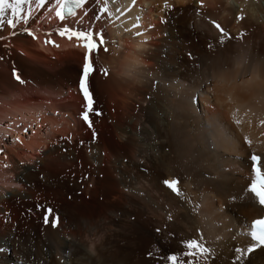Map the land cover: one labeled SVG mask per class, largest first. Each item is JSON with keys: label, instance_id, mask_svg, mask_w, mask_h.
Returning a JSON list of instances; mask_svg holds the SVG:
<instances>
[{"label": "bare ground", "instance_id": "obj_1", "mask_svg": "<svg viewBox=\"0 0 264 264\" xmlns=\"http://www.w3.org/2000/svg\"><path fill=\"white\" fill-rule=\"evenodd\" d=\"M22 2L0 0V16L18 23ZM97 3L79 26L95 41L62 28L85 9L62 23L60 0L53 29H34L49 7L27 25L42 47L0 28V264H264L250 236L264 206L248 190L249 155L264 158V0ZM89 55L103 113L91 130Z\"/></svg>", "mask_w": 264, "mask_h": 264}, {"label": "snow or ice", "instance_id": "obj_2", "mask_svg": "<svg viewBox=\"0 0 264 264\" xmlns=\"http://www.w3.org/2000/svg\"><path fill=\"white\" fill-rule=\"evenodd\" d=\"M63 4H64V12H63V16L61 17H57L62 23L66 20V16H65V12L71 16V17H77L78 16V12L77 10L80 9H85L84 11V15L83 16H79L78 19H76V26L73 27L71 25H64L62 28H67L70 29L72 31H76V32H84L85 33V39L87 37V33L89 30H91V32L93 33V40H96V32L93 28H81L79 27L81 24H83L86 21V18L89 15V12L86 10L87 6L93 2V0H83V3H81V0H62ZM95 2L97 3V0H95ZM100 2H102V0H100ZM57 3V0H44V3L42 5H40L39 7H36V5L38 4V0H23L21 7L25 8L26 6L28 7V10L30 12V14H27L25 11H22L20 13V19L19 22L17 23L16 19H13L12 24H8L2 16H0V28H2V26L6 23L7 26H9L11 29H13L11 35L15 36L17 34H24V35H32L31 30L27 27L28 23L34 18L32 15V12H39L41 10H43L46 7H49L51 5H54ZM99 5V3H97ZM32 5H35V7L33 8ZM4 10L0 9V13H2ZM27 14V20L25 21L23 19V17ZM93 19H96V17H93ZM23 23L25 25L24 28L19 30V33H17L16 29L17 26ZM60 29L58 28L56 30V34L59 35L62 38H67L68 36L65 33L64 35H61L60 33ZM46 35H51V33H47ZM73 39H77V37H72L71 40ZM70 40V41H71ZM46 43H50L53 44V46H55V42L51 41L50 39H46L45 41ZM99 42L97 41V47H98ZM85 65L86 67H82L81 72H80V78L78 80V88L80 90V94L83 97L84 100V105H83V111L80 114V118L86 123L87 127L91 130L94 128V124H93V120H92V116H96L99 117L101 116L103 113L101 111H99L98 109L95 108V104L96 101L94 99V95L92 93V91L90 90V78L93 75L95 69H94V62L92 61L91 55H89V57L85 60ZM106 75L109 73H105ZM20 76L19 74V70L18 69H13V78L18 82L21 83L22 82V77L18 78ZM26 81H23V83H25ZM90 104V108L88 107V105ZM86 113V116H85ZM98 139V134L94 131L93 132V141L95 142ZM249 159L253 162L256 163V157L253 155L249 156ZM260 165H262V163H264V158L260 157ZM38 208H40L43 212V224L45 226H48L49 224L51 225L52 228L56 229L58 228L59 224L61 223V218L59 216L58 213L55 212L54 209H52L51 207L48 208H43L42 205H38ZM159 231V230H157ZM260 247H264V245H260ZM256 249H253V251H255ZM0 251H3V249H0ZM251 254V253H249ZM184 260V264H187V260L186 258H188L187 256H183L177 257V262L179 264V260L180 259ZM161 259L162 260H167V256H164L161 254Z\"/></svg>", "mask_w": 264, "mask_h": 264}, {"label": "rangeland", "instance_id": "obj_3", "mask_svg": "<svg viewBox=\"0 0 264 264\" xmlns=\"http://www.w3.org/2000/svg\"><path fill=\"white\" fill-rule=\"evenodd\" d=\"M53 8H55L54 6H52V7H50L49 9H48V11L47 12H45V10H43L41 13L39 12V18H38V21H36L35 22V27H34V29L36 30L37 29V25H38V23H40V22H43L44 21V23L46 22H48L49 23V20L48 21H45V20H47V18H48V16H51L52 15V13H53V11H52V9ZM79 11V10H78ZM77 11V12H78ZM79 16H83V15H79ZM79 16L77 17V18H75L74 20H72V22L74 23V24H76V19H78L79 18ZM67 18L68 17H70V16H66ZM49 19V18H48ZM50 19H51V17H50ZM44 24V30L45 31H49V30H51V29H53L52 27H53V22L51 23V25H49V24ZM31 32H32V35H28V38H30L32 41H34V40H36V41H34V42H36V43H38L39 45H40V47H42V43H41V41H40V39H39V37L37 36V34L34 32V30H31ZM48 33V32H47ZM55 48H57L56 46H54ZM70 90V91H69ZM69 90H67L66 89V91H64V94H63V96L62 97H60L62 100H64V99H66V98H70V97H72L73 96V100H75V101H77V102H79L80 100V98L76 95V93H75V90L74 89H69ZM72 93V94H71ZM84 104H81L80 106H83ZM57 115H58V112H57ZM26 131H27V129H26ZM142 171H144V170H142ZM145 171H147V170H145ZM233 229V227H231V230Z\"/></svg>", "mask_w": 264, "mask_h": 264}]
</instances>
